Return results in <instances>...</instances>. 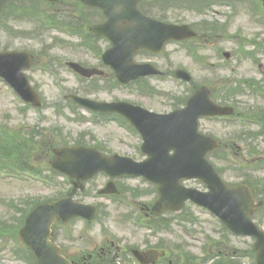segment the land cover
Returning <instances> with one entry per match:
<instances>
[{
	"label": "rangeland",
	"instance_id": "374dc122",
	"mask_svg": "<svg viewBox=\"0 0 264 264\" xmlns=\"http://www.w3.org/2000/svg\"><path fill=\"white\" fill-rule=\"evenodd\" d=\"M37 6L43 8L44 11H50L52 9L50 7H45L44 2L42 1H38ZM51 12L54 13L55 11L51 10ZM0 22L5 21L0 20ZM254 22V18L251 14H248L247 12H243L242 14L239 13L231 22H229V36H253L252 38L257 37L259 41H264L263 35L256 34L258 31L262 30V28L258 27ZM10 25L18 29H29L38 26L35 22L10 23ZM38 28L39 27L33 29L30 36L24 34L21 38L13 37L20 32L18 29L12 30L11 34L4 29H0V50L40 52L43 51L47 45H53L55 40L59 37L69 40L70 42H73V44H78V41L76 40L77 37L62 31L63 28H48L45 30L43 38L37 36ZM262 33L264 34V29ZM251 49H253V47ZM218 50L233 52L235 59L239 61L236 53L238 50V41L236 39L226 37L214 45H208L202 51L201 55L207 58L206 61L209 60L208 64H220L222 58H216ZM257 52L259 55L257 61H244L239 67H236L235 74H232L231 72L233 64H230L228 68L222 70L221 73L215 71V68L206 71L207 69L196 63L188 53H185L176 45H170L167 47L165 53L160 58V61H163V63L167 64L166 66L170 67H175L176 65L187 67L194 74L195 80L199 84L206 83V81H215L216 77H220V75L223 78L229 76L228 79L246 76L257 79L262 76L264 79V49H257ZM86 53L87 51L82 49L61 48L57 46L55 49H52L50 54L60 59L58 63L54 64L57 73L56 75H51L45 72L41 67L34 68L29 72L30 79L39 90L42 101L45 104L42 112L26 108L17 95L11 91L2 80H0V125L4 128L20 132H26L33 128L38 129L37 127H40V129L46 128L47 131L45 133L47 135H49V132L52 130H55L53 135L56 138L59 136V133L56 130L61 129V135L71 143L74 142V139L80 133L90 132L96 137V140L89 138L93 145L100 141L112 152L128 155L136 159H142L143 155L140 153V145L142 141L140 137L127 126L122 125L120 121L100 119L102 123L96 124L93 119H91V115L83 109H77V113L85 116L87 120L84 122H77L74 120L76 113L72 111V107L68 103V100H65V96L69 94L82 95V90L85 86L82 85L80 78L71 72L65 65L67 61L98 62V58L92 54L86 55ZM169 55L171 57H169ZM146 61H151L157 64L158 58L143 54L136 58V62L139 63ZM48 62V58H41V64ZM61 63H63V66H61ZM257 67L260 69L261 76L258 73ZM151 83L159 90H163L164 88L168 91L173 90L171 93H184L187 91V88L190 87L189 85H183L175 79L173 80V78L161 81L152 79ZM138 87L139 85L136 84L132 85L131 88H117L113 92H99L92 95V98L133 101L134 103L137 102L143 104L146 107L161 113H165L172 109L170 102L165 104V102L159 98L154 99V101L150 98L138 95L136 93ZM249 104L251 103H248V105ZM202 126H206L204 128L205 130L211 129L219 133L223 130L224 125L222 126L219 122L210 123L203 121ZM262 147H264V141ZM246 154L247 153L243 154L244 158L249 157L246 156ZM44 161L45 160L42 162ZM261 176L264 177V171L261 172ZM227 177L229 178V176ZM234 178L236 179V177ZM60 179L63 180V178ZM94 184L96 187H100L103 184V179L96 180ZM134 184L139 185L142 189L148 185L141 181H135ZM187 185L199 189L202 188L199 182H189ZM51 190L52 188L50 185L31 174H9L0 169V217L12 212L11 204L13 201L19 202L23 200L22 197L45 199L52 195ZM147 200H150V198ZM107 204L109 205L107 208L110 216L105 218L103 215L93 229L88 227L85 228V224L81 221L68 227L70 232L74 230L81 232L83 229L90 231V234L86 236L89 240L87 241L88 244L84 246L94 247L97 242L100 243L106 238H110L111 240L125 239L132 243H139L140 240H143L144 236L151 235V232L147 229L140 230L131 227L127 223H121V217L129 211V207L115 206L112 203ZM192 210L197 217V220L188 224L190 232H194L192 235L186 233L185 228L176 225L173 227V231L161 230L160 240L170 242L174 247L177 244L186 243L191 252L199 255L207 236H213L218 239L222 237L224 233L220 229L219 220L208 211L198 209L197 207H192ZM257 221L259 220L257 219ZM262 227L264 228V224H262ZM74 234L78 236V233ZM231 243L234 248L243 250L251 247L253 245V240L245 237H232ZM15 248L16 245L14 242L9 245L5 244L4 249L0 251V264H27L20 258L15 257L13 254V249Z\"/></svg>",
	"mask_w": 264,
	"mask_h": 264
},
{
	"label": "water",
	"instance_id": "95a60500",
	"mask_svg": "<svg viewBox=\"0 0 264 264\" xmlns=\"http://www.w3.org/2000/svg\"><path fill=\"white\" fill-rule=\"evenodd\" d=\"M133 45L139 46L140 44L133 40H129L126 36L118 37L115 41L116 47L112 51L113 55L111 57L117 60L114 66L124 77L130 73L128 60L132 62L133 53L135 54L138 51ZM122 54L125 55L122 56ZM5 60L6 56L0 55V66ZM80 102L88 105L90 108H96L95 104L89 101L80 100ZM194 107H196L195 102L191 104V109ZM117 108H119V106L115 107V109ZM120 112L126 114V116L133 121V114L129 109H120ZM168 134L170 135V133ZM186 134L190 138L195 137L192 129H187ZM144 150L149 153L151 158L143 164H136L132 160H122L118 157L105 158L95 151L83 148L77 150H62L57 155V162L54 164V167L78 179H87L99 171L104 170L116 175L123 173L147 175L150 179L161 185L160 191L163 200H186L189 192L181 189L178 181L167 184L163 182L167 174L174 171L179 172L181 178H202L201 175L204 174L203 168L196 163L195 157L189 156L191 153L200 156L202 150L192 152V148L189 145L183 144L178 147L175 151V157L173 156V159H171L165 147L159 149L150 139H148L147 147H145ZM168 159L176 162V165L166 166V160ZM173 161L169 162L173 163ZM160 165L163 166L160 168ZM208 183L213 188L218 187L219 190H223L224 188L222 185L217 186L219 182L214 177L208 180ZM209 196L211 199L213 193ZM215 209H217L225 218L226 222L232 226L230 220H233V215L229 212L228 207L223 203H218ZM87 210V207L74 204L71 200L65 199L51 205H43L31 215L27 221L26 228L22 231V237L35 251L39 264H68L59 256L58 249L49 240L50 227L57 218L68 220L75 216L84 215V212ZM234 228L242 231V233H251L250 226L245 223L244 219H241ZM254 233L257 234L260 239L259 258L262 264H264V237L256 231H254Z\"/></svg>",
	"mask_w": 264,
	"mask_h": 264
}]
</instances>
